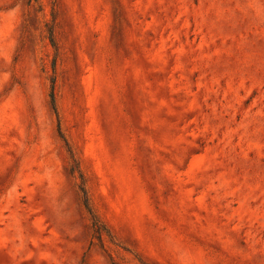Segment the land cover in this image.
<instances>
[{
	"label": "rangeland",
	"instance_id": "rangeland-1",
	"mask_svg": "<svg viewBox=\"0 0 264 264\" xmlns=\"http://www.w3.org/2000/svg\"><path fill=\"white\" fill-rule=\"evenodd\" d=\"M0 264H264V0H0Z\"/></svg>",
	"mask_w": 264,
	"mask_h": 264
},
{
	"label": "trees",
	"instance_id": "trees-1",
	"mask_svg": "<svg viewBox=\"0 0 264 264\" xmlns=\"http://www.w3.org/2000/svg\"><path fill=\"white\" fill-rule=\"evenodd\" d=\"M50 97H51V103H52V107H53L54 113L57 116V109H56V104H55V96H54V92L53 91H52ZM82 190H83V188H82ZM83 192H84V190H83ZM84 195H85V192H84ZM84 206L90 212L89 204H88V200H87L86 196L84 198Z\"/></svg>",
	"mask_w": 264,
	"mask_h": 264
}]
</instances>
